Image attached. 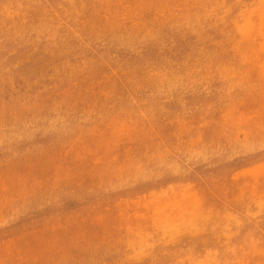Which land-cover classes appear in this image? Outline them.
<instances>
[{
  "label": "rangeland",
  "instance_id": "rangeland-1",
  "mask_svg": "<svg viewBox=\"0 0 264 264\" xmlns=\"http://www.w3.org/2000/svg\"><path fill=\"white\" fill-rule=\"evenodd\" d=\"M0 264H264V0H0Z\"/></svg>",
  "mask_w": 264,
  "mask_h": 264
}]
</instances>
